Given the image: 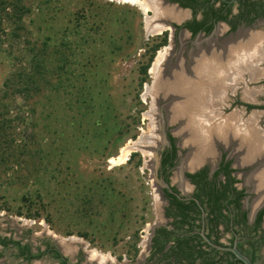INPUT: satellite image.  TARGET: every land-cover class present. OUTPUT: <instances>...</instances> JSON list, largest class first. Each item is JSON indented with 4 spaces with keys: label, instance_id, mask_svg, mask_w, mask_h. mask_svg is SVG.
Wrapping results in <instances>:
<instances>
[{
    "label": "rangeland",
    "instance_id": "1",
    "mask_svg": "<svg viewBox=\"0 0 264 264\" xmlns=\"http://www.w3.org/2000/svg\"><path fill=\"white\" fill-rule=\"evenodd\" d=\"M22 5L30 9L23 31L7 15L0 19V235L34 253L48 243L68 264H146L140 235L162 223L154 149L163 143L167 123L150 83L154 60L143 82L141 69L157 39L148 37L138 9L124 0ZM35 62L42 65L43 79L32 86L28 76ZM261 78L263 73L256 75L258 83L227 86L219 104L206 105L212 120L202 126L226 119L235 102L264 106ZM176 96L172 107L182 102ZM254 111L261 114L256 130L264 145V111ZM235 112L245 121L251 111L234 106ZM171 126L190 148L175 133L179 125ZM131 142L143 145L137 144V156L113 163ZM232 147L236 156V146H224ZM259 147L251 155L258 156ZM0 264L59 263L51 255L26 262L16 248H0Z\"/></svg>",
    "mask_w": 264,
    "mask_h": 264
},
{
    "label": "flooded vegetation",
    "instance_id": "2",
    "mask_svg": "<svg viewBox=\"0 0 264 264\" xmlns=\"http://www.w3.org/2000/svg\"><path fill=\"white\" fill-rule=\"evenodd\" d=\"M145 1L151 5L149 6L151 8L147 9L146 12L143 11L142 7ZM132 5L138 9L142 16L148 37L157 39L155 46H152L150 50V54H154L153 60H155L158 52L162 51L164 53L163 70L161 69L159 75L156 72L154 77L149 73L152 79L150 82L152 88L157 85L161 75H163L162 78L166 77L165 81L169 78L168 83L179 84L174 89L167 85L165 91H163V97L158 98L162 101L161 116L167 123L161 130L163 143L154 149L158 155L155 178L160 184L157 194H160L163 202L161 207L162 223L157 224L151 230L143 231V236L140 235L141 245H145L148 252L147 260H145L146 264H168L163 259L162 254H165L167 249L173 245V241L167 243L163 253L151 256L153 239L157 230L160 228H165L168 231L174 230L173 219L166 217V210L169 208L170 203L166 194L174 195L186 203L193 201L199 207L200 222L196 221L194 223L197 227L192 226L194 229L193 235L201 237L200 231L204 223L205 235L212 243L223 247H232L236 243L237 249L247 256L253 264H264V213L258 228L255 230L256 220L259 214L264 211V199L259 202L257 198L260 197V193L247 181V178L251 177L257 169L261 168L263 171L264 167L258 164L240 166L241 163L238 164L236 156L231 154L235 147L224 148L221 144L213 149L215 154H212V158L203 159L202 161V157L199 161H195L196 163H191L192 149L186 148L182 142H179L180 139L174 135L175 129L169 123L171 113L173 116L177 114V110L173 108L170 110L173 101L179 100L176 94H180L181 97L187 100L192 99L194 101V99H197V102H194L196 104L202 100L200 96L210 93L211 86L215 81L228 86L258 83V80H255L256 75L259 73L264 74V0H139L138 3ZM152 28L154 30L160 29V33H155ZM215 51L226 52V55L214 54ZM246 57L248 58L246 59ZM228 61H233L232 63L235 64V67L237 66V69L231 71L232 63L229 64V67L227 65ZM153 63L154 61L151 68ZM218 65H221L218 76L221 77L222 75V77L217 80L216 74L212 72V67ZM224 65H227L228 68ZM261 80H264V78L259 81ZM165 81L161 82L167 84ZM253 81L254 83H252ZM191 84L196 86L185 89ZM175 89L176 92H174ZM241 104L246 103L239 101L232 104V106L233 108L234 106L244 107L247 110ZM176 107H180V105ZM185 108H182V114L185 117L181 116V118L185 121L188 116L194 118V113L190 110H194L195 105L185 106ZM233 108L226 112L227 115L223 113L226 118L236 114V112L232 113ZM190 117L188 118L190 119ZM206 118L207 116L204 119ZM183 119L180 121L183 125L185 124L184 126L194 129L190 125H186L187 123ZM181 126L180 123L179 129ZM175 133L177 134V132ZM178 135L182 136L180 133ZM240 137L244 139V135H240ZM231 145L236 146L235 143H231ZM247 152L249 153L250 150ZM191 158H195V156L193 155ZM224 169L230 170V177L236 181L232 185L234 192L228 194H242L239 200V213H237L236 208L228 206L226 209L221 210L222 215L228 220L227 225L220 222L208 225L205 204L202 205L199 198H197V188L189 175H196L207 170V179L210 180L213 179L215 173L219 172L216 182L217 187L220 188L227 182ZM179 170L181 172L180 183L176 180V174ZM231 198L232 196H230ZM241 214L244 216L242 221L238 223V216ZM249 229H251L250 233ZM201 239L206 243L202 237ZM207 246L220 252V256H224L227 261H239L230 252ZM30 251L35 254L31 248ZM58 251L60 252L59 249ZM222 253H229L232 257L225 256Z\"/></svg>",
    "mask_w": 264,
    "mask_h": 264
},
{
    "label": "trees",
    "instance_id": "3",
    "mask_svg": "<svg viewBox=\"0 0 264 264\" xmlns=\"http://www.w3.org/2000/svg\"><path fill=\"white\" fill-rule=\"evenodd\" d=\"M0 4V19L3 15H7L6 18L15 24V30L23 31L24 27L22 26V21L30 12V9L22 5V0H0ZM7 10L11 13L7 14ZM153 50L155 51V49ZM153 57L154 54H150L148 63L141 69L142 76L144 77L142 82L147 78L146 73ZM41 69L42 65L39 66V64L35 62L33 66L35 72H33L31 76H28L32 86L37 84L36 81L38 78L43 79ZM34 78L37 79L34 80ZM241 105H244L248 111L253 109L264 111V106L249 104ZM136 156L137 154L133 153L130 156V159ZM138 163L140 164V161H138ZM206 171L207 170H204L196 175H189V178L193 179V183L197 188V198H199L202 205L205 204L207 224L212 225L215 222H220L227 225L228 220L222 215L221 210L226 209L228 206H232L236 208L237 213H239V200L241 199L242 194H228L229 192H234L232 185L236 182L230 177V170L224 169L227 182L220 188L217 187L216 182L219 172L215 173L213 179L208 180ZM166 196L170 202L169 208L166 210V217L173 219L172 225L174 230L168 231L165 228L157 230L156 236L153 239V252L151 256L163 253L164 247L167 243L173 241V245L167 249L165 254H162L163 259L167 261L168 264H224L223 262L226 259L224 256H220V252L209 248L207 244L202 241L201 237L192 234L194 230L192 226L197 227L194 223H196V221L200 222V210L195 202L190 201L186 203L171 194H166ZM230 196H232L231 199ZM263 213L264 211L259 214L256 220L255 230L258 228V225L262 220ZM243 216L244 215L242 214L238 216V223L242 221ZM250 231L251 229H249V233ZM0 247L2 249L16 248L17 256L23 258L26 262L40 260L46 255H51V257L59 261V264H67V259L62 256L58 249L50 246L48 243L45 245L44 251H38L37 253L32 254L29 245H23L21 241L0 235ZM133 248L136 250L135 244ZM222 254L232 257L229 253ZM225 262V264H242L236 260H226Z\"/></svg>",
    "mask_w": 264,
    "mask_h": 264
},
{
    "label": "bare ground",
    "instance_id": "4",
    "mask_svg": "<svg viewBox=\"0 0 264 264\" xmlns=\"http://www.w3.org/2000/svg\"><path fill=\"white\" fill-rule=\"evenodd\" d=\"M125 2H127V3H129V4H133V3H138V1L139 0H124ZM149 1V0H148ZM141 2V1H140ZM144 3V2H143ZM149 6H151L149 3H147L146 1H145V3L144 4H142V7H143V11L144 12H146L147 11V9H149V8H151V7H149ZM141 7V8H142ZM140 8V7H139ZM153 30H154V28H152ZM156 29V28H155ZM154 32L155 33H160V29H156V30H154ZM215 49V48H214ZM214 54H222V56H224L223 54V52H217V51H215L214 52ZM163 57H164V53L161 51V52H158V54H157V56L155 57V60H154V63H153V66H152V68L150 69V71H149V73L150 74H152L153 75V77L154 76H156V72H157V74L159 73V72H161L160 71V62L162 61V60H164L163 59ZM211 58V57H210ZM224 58V57H223ZM224 61V60H223ZM219 63V62H218ZM230 63H232V61H228L227 62V65L229 66V64ZM216 64V63H215ZM217 65V64H216ZM227 65H224L225 67H227L228 68V66ZM232 66L234 65V64H231ZM221 66V65H220ZM219 65L216 67H212L213 69H212V72H214L215 74H216V79L218 80V79H221V77H222V75H221V77L220 76H218V73H220V70H221V67H220ZM230 67V66H229ZM235 67V66H234ZM163 70V69H162ZM223 71V70H222ZM160 74V73H159ZM162 76L163 75H161V77L159 76V79L161 80V81H165V79H166V77L165 78H162ZM177 77V76H176ZM182 77V76H181ZM187 77V76H186ZM168 78V77H167ZM169 79V78H168ZM173 79V78H172ZM157 81V85L154 87V89H153V91H154V93L157 95V97L159 98V97H163V91H165L164 89H165V87L167 86V85H169L170 83H167V84H163L161 81ZM175 80V79H174ZM179 80V79H178ZM177 80V81H178ZM180 83V82H179ZM170 86L172 87V89H174V88H177V86H179V84H175V85H173V84H170ZM193 86H196V85H192L191 84V86H187L185 89H190L191 87H193ZM199 86H201V85H199ZM227 86L228 85H225L224 83H219V81L217 82V81H215V83L213 82V86H211V90H210V93H208V94H206L205 96H200V98L202 99L201 101H200V103H192L193 102V100L192 99H189V100H187V99H185V98H183V97H181L182 98V102H180V103H178V105H180V107H176V105L175 106H170L171 108H173V109H175V110H177L176 112H177V116H173V114L171 113V116H172V119H171V116H170V122H175V123H177V124H179L180 125V123L182 124V126H181V128H180V131H179V133L180 134H182V136L185 138V139H188V144H190V148L192 149V153H191V157L194 155L195 156V158H191L190 157V161H191V163H196L195 161H199V159L200 158H202V157H206V156H208L209 154H210V150H213L212 148L214 147V145H213V143H216V142H219L220 141V143L221 142H223L224 143V146L225 145H227V144H229L230 142H227V140L225 139L228 135H229V133H227L228 131H226V133H224V131L223 132H220V127H218V126H216L217 124H214L213 126H209V125H207V127H209V128H207L206 126L204 127V126H202L203 125V123L206 121V123H207V121H211L212 119H209V120H206V119H204L206 116L207 117H211V114H213V112L211 111L210 113H209V111L207 112V110H206V107L209 105H211V104H214V103H218L219 102V100L222 98V96H223V91H225L226 90V88H227ZM228 87H230V85L228 86ZM183 88V87H182ZM196 89V88H195ZM202 89H203V87H202ZM178 90V89H177ZM182 91V90H181ZM157 92V93H156ZM174 92H176V89H175V91ZM187 92H189V91H187ZM204 92V91H203ZM181 93V92H180ZM183 93V92H182ZM192 94H194L193 92H192ZM200 94V93H199ZM202 95V94H201ZM179 96V95H178ZM246 96V95H245ZM188 98V97H187ZM197 99H194V101H196ZM188 102V103H187ZM197 102V101H196ZM192 103V104H191ZM219 104V103H218ZM191 105H195V109L193 110H190V111H192L193 113H194V118H191L190 116H188V117H190V119H189V121H190V126L191 127H193L194 129H191V128H189V127H187V126H184L183 125V123H182V121H180V120H182L185 116H183V114H182V108H184V109H188V107H186L185 108V106H191ZM207 105V106H206ZM220 106H222V105H220ZM170 108V110H172ZM194 108V107H193ZM187 111V110H186ZM189 112V111H188ZM186 113V112H185ZM182 114V115H181ZM189 114V113H188ZM191 115V114H190ZM181 116L183 117V118H181ZM219 116V115H218ZM218 116H216L217 118H218ZM187 117V118H188ZM187 118H185L186 120H187ZM237 118V117H236ZM184 120V119H183ZM184 122V121H183ZM237 122V121H236ZM212 123V122H211ZM208 124V123H207ZM219 124V123H218ZM211 125V124H210ZM226 125V124H225ZM240 125V126H239ZM241 125H243V124H238L237 126H239V128H238V131L240 130H242L243 128L246 130V132L245 131H243V133H242V135H244L245 134V136H246V138H248V139H243V138H240L238 135H236L238 138H239V143H237L238 145H239V147H241V146H243L244 147V149H243V147H242V149L243 150H245V148H246V150H247V148H248V151L250 150H253L252 148H258L259 146H260V144H259V141H256L257 139H254V140H252L253 138H251V139H249V129H250V127L246 124V125H243V126H241ZM223 125L221 124V127H222ZM203 128L204 130H205V132H203V130H199L200 128ZM206 128H207V130H206ZM230 130H231V128H230ZM211 131H213V134H211ZM218 132V133H217ZM237 133V132H236ZM178 134V133H177ZM231 134H234V132H232L231 131V133H230V135ZM154 137H156V136H154ZM158 137V136H157ZM234 137V136H233ZM236 137V138H237ZM229 139H230V137H229ZM249 142H250V146H249ZM258 142V143H257ZM137 144H140V146H143V145H141V142H139V143H133V142H131V143H128L127 145H125V147H123L122 148V150H121V152H120V155H119V157L117 158V159H111V161L114 163V162H118L119 164H123V163H125L126 161H127V159H128V156L130 155V153H133V152H135V151H137V147L139 146V145H137ZM257 144V145H256ZM212 145H213V147H212ZM257 146V147H256ZM140 148V147H139ZM139 148H138V150H139ZM205 148V149H204ZM261 148V147H260ZM203 150V151H202ZM198 151H202L201 153L200 152H198ZM258 151V150H257ZM208 152V153H207ZM251 152H253V151H251ZM251 152H250V155H251ZM259 152V151H258ZM201 155H200V154ZM260 153V152H259ZM199 154V155H198ZM256 154V153H255ZM212 156V152H211V154H210V157ZM253 156V155H252ZM259 157H260V155H258ZM257 156V157H258ZM259 159H261V158H259ZM259 159H257V160H259ZM243 160V159H242ZM116 164V163H115ZM252 164V163H251ZM260 165V164H259ZM192 166V165H191ZM262 177L264 178V174H262ZM257 186V185H256ZM262 191H264V188L262 189Z\"/></svg>",
    "mask_w": 264,
    "mask_h": 264
},
{
    "label": "crops",
    "instance_id": "5",
    "mask_svg": "<svg viewBox=\"0 0 264 264\" xmlns=\"http://www.w3.org/2000/svg\"><path fill=\"white\" fill-rule=\"evenodd\" d=\"M223 53H224V55H226L225 54L226 52H223ZM247 58L248 57H246V59ZM232 64H234V63H232ZM234 66H235V64H234ZM230 68H231V71H234V70L237 69V66L236 67H233L231 65ZM232 69H234V70H232ZM252 95H254V93L253 94L249 93V96L250 97ZM214 114H217V111H215ZM260 115H261L260 112L252 110L250 112V114H249V119H246L245 121H242L240 115L233 114V115H231L230 117H228L226 119H221V121L218 122L219 124L216 125V126L220 127V132H223L224 131V133H226V131L229 130L227 132V133H229V135L225 139L226 140L228 139L227 142H230V143L233 142V143L236 144V151H235V153H236V156L238 157V164L241 163L240 166L241 165H253V164H258V165L260 164L259 166H263L264 165V145L262 143V140L259 137L258 131L256 130L257 129L256 128V123H257V120L260 117ZM219 117H220V115H219ZM242 123L244 125H246L245 123H249V125H250V131H252V133H251L252 135L249 136V139L254 138V139H257L256 141L261 142L260 143V147L261 148L259 147V150H260L259 151L260 152L259 155H260V157L259 156L257 157L256 154L252 156V155H250V153L249 154H248V152L246 153V151L243 150L244 147L243 146L239 147V145L237 144V143H239L238 142L239 141V138L236 135H238L239 137H240V135L243 136L242 133H241V131L240 132L238 131V128H239L240 125L239 126H237V125L238 124H242ZM221 124L223 125L222 127H221ZM241 126H243V125H241ZM230 128H231V130H230ZM231 131L234 132V134H231L230 135ZM229 137H230V139H229ZM244 138H245V136H244ZM245 139H248V138H245ZM221 144L224 145L223 142H221ZM237 145H238V147H237ZM249 146H250V142H249ZM242 147H243V149H242ZM255 150H257V149H255ZM259 158H261V159H259ZM206 159H209V158H206ZM257 159H259V160H257ZM198 164H200V163L198 162ZM198 164H196V165H198ZM262 174H264V170L262 171L261 168L260 169H257L253 173V175H251V177H248L247 178V181H248V184H250L257 192L260 193L259 194V196H260L259 198L263 200L264 199V192H262V189L264 188V178L262 177Z\"/></svg>",
    "mask_w": 264,
    "mask_h": 264
},
{
    "label": "water",
    "instance_id": "6",
    "mask_svg": "<svg viewBox=\"0 0 264 264\" xmlns=\"http://www.w3.org/2000/svg\"><path fill=\"white\" fill-rule=\"evenodd\" d=\"M156 86V85H155ZM145 91L148 92L149 88H145ZM195 101H193L192 103H194ZM188 103V102H187ZM191 103V104H192ZM185 121V120H184ZM187 124L186 125H190L189 124V118L185 121ZM169 123L170 124H177L175 122H170L169 119ZM179 125V124H178ZM203 216V215H202ZM200 236L203 238V240L206 242L207 245H209L210 247L216 249V250H220V251H226V252H230L231 254H233V256L235 257V259L239 260L240 262H242L243 264H253L249 258L247 256H245L243 253H241L238 249H237V245L236 243H234V245L232 247H223V246H219V245H215L214 243H212L209 238L205 235L204 232V223L202 224V229L200 231Z\"/></svg>",
    "mask_w": 264,
    "mask_h": 264
}]
</instances>
